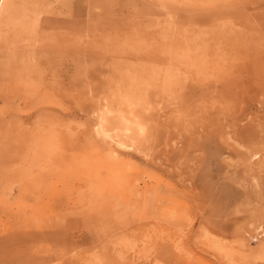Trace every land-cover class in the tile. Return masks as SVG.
I'll list each match as a JSON object with an SVG mask.
<instances>
[{"label":"rangeland","instance_id":"1","mask_svg":"<svg viewBox=\"0 0 264 264\" xmlns=\"http://www.w3.org/2000/svg\"><path fill=\"white\" fill-rule=\"evenodd\" d=\"M0 264H264V0H4Z\"/></svg>","mask_w":264,"mask_h":264},{"label":"bare ground","instance_id":"2","mask_svg":"<svg viewBox=\"0 0 264 264\" xmlns=\"http://www.w3.org/2000/svg\"><path fill=\"white\" fill-rule=\"evenodd\" d=\"M3 2H4V0H0V11H1V9L3 8ZM11 9V4H10V6H8V11ZM12 17V16H11Z\"/></svg>","mask_w":264,"mask_h":264}]
</instances>
